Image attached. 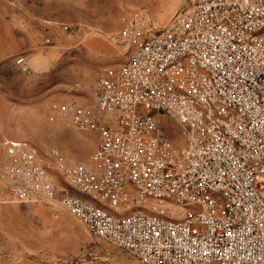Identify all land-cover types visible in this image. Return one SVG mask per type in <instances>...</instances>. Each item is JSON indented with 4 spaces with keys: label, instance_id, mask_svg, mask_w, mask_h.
I'll use <instances>...</instances> for the list:
<instances>
[{
    "label": "built area",
    "instance_id": "built-area-1",
    "mask_svg": "<svg viewBox=\"0 0 264 264\" xmlns=\"http://www.w3.org/2000/svg\"><path fill=\"white\" fill-rule=\"evenodd\" d=\"M126 63L102 70L46 121L95 140L90 166L3 144L0 205L45 203L138 264H264V0H183L166 27L118 20ZM156 114L183 132L171 149ZM68 189V190H69Z\"/></svg>",
    "mask_w": 264,
    "mask_h": 264
},
{
    "label": "rangeland",
    "instance_id": "rangeland-1",
    "mask_svg": "<svg viewBox=\"0 0 264 264\" xmlns=\"http://www.w3.org/2000/svg\"><path fill=\"white\" fill-rule=\"evenodd\" d=\"M183 0H0V163L3 144L26 142L56 186L68 191L47 158L52 149L90 166L93 137L46 121L52 101L76 94L90 102L97 75L127 62L118 20L132 9L166 27ZM171 149L183 132L163 114ZM73 193V191H72ZM0 264H138L132 255L91 236L63 210L45 203L0 205Z\"/></svg>",
    "mask_w": 264,
    "mask_h": 264
},
{
    "label": "crops",
    "instance_id": "crops-1",
    "mask_svg": "<svg viewBox=\"0 0 264 264\" xmlns=\"http://www.w3.org/2000/svg\"><path fill=\"white\" fill-rule=\"evenodd\" d=\"M72 191H73V193H72ZM68 193H69L70 196L75 197V198H78V199H80V200H84V201H87V200H88L86 197H84V196H82L81 194L77 193V192H76L75 190H73V189H69V190H68Z\"/></svg>",
    "mask_w": 264,
    "mask_h": 264
}]
</instances>
